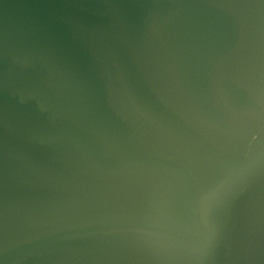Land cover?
I'll return each mask as SVG.
<instances>
[{
  "label": "water",
  "instance_id": "1",
  "mask_svg": "<svg viewBox=\"0 0 264 264\" xmlns=\"http://www.w3.org/2000/svg\"><path fill=\"white\" fill-rule=\"evenodd\" d=\"M0 264H264V0H0Z\"/></svg>",
  "mask_w": 264,
  "mask_h": 264
}]
</instances>
